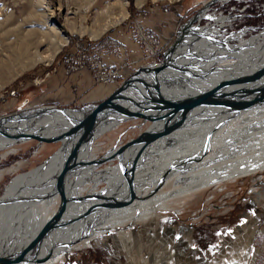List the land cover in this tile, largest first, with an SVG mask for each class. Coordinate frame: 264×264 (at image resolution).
Here are the masks:
<instances>
[{
  "label": "bare ground",
  "instance_id": "1",
  "mask_svg": "<svg viewBox=\"0 0 264 264\" xmlns=\"http://www.w3.org/2000/svg\"><path fill=\"white\" fill-rule=\"evenodd\" d=\"M144 1L134 0L137 6H141ZM76 3L69 0H31V11L26 16V20L31 23L41 18V25L38 27L33 25L30 29H26L24 24L20 23L14 28H5L0 32L6 36L0 39V88L38 64H50L68 43L63 30L73 35H87L90 39L96 40L116 21L126 19L128 15L129 0H113L104 6H100L99 0H76ZM92 11H94L93 19L91 25L87 26L86 20ZM2 12L7 14V11L1 7L0 15L3 14ZM55 12L62 16L61 27L56 24ZM69 15H74L75 18ZM203 17L208 15L200 16ZM218 20H220L218 23L223 25L224 20L222 22L221 19ZM192 28L197 34L186 31ZM183 31L185 32L182 34ZM191 32V36H185ZM222 37L224 35L220 34L217 26L196 29L189 22L188 26L184 25L179 29L176 42L174 41L164 55L166 58L163 64L144 70L154 71L164 66L154 81L162 93L174 99H187L209 92L221 81L233 76L237 78L226 91L239 96L253 97L264 86V71L259 70L264 65V39L261 41L258 37L245 43L240 41L238 46L242 49H234L235 55L222 50L230 48L225 44L234 36ZM227 55L236 59L229 60L227 58L230 57H225ZM215 62L219 63L218 69H212ZM181 67V72L174 70ZM177 78L180 81L178 87H176L178 81L175 80ZM118 105L126 107L132 114L144 113L151 118L142 119L114 114L105 119L103 123L95 126L91 140L81 150L76 172L67 180L60 194L33 203L1 205L0 256L13 258L30 244L42 240L37 246V251H32L28 259L18 264H32L35 261H41V264H55L61 254L78 242L82 241L85 246L89 245L92 240L89 238L97 233L96 227L122 226L136 213H139L138 220L151 216L147 208L153 205L155 200L129 201L120 206L113 205L124 195L130 194L125 191L127 182L124 170L125 179L120 177L121 174L119 176L114 174L108 178L91 176L94 179L83 186L71 182L79 176L83 177V173L94 162L92 156L86 153L94 149L92 142L104 132L121 122L136 120L151 121L146 131H156L179 117L177 108L140 96H132L128 101L122 100ZM92 106L94 105L79 109L88 111ZM30 109L22 108L18 112L0 117V151L14 146L19 138L34 137L49 142H61V147L39 169L14 178L4 188L2 194H47L51 191L55 178L62 168V154L67 143L65 134L72 123L58 111L39 116L34 113L27 118L22 117L23 112ZM74 115L80 117L82 113L76 111ZM156 139L154 143L150 141L153 145L148 149L146 146L149 142L135 146L129 156L133 170L135 163L137 170L134 193L141 197H144L147 188L155 187L162 178L170 174L174 175L172 179L174 187H182L181 195L187 197L189 194L215 187L225 181L247 178L250 173L264 172V97L241 108L198 106L185 118L181 126ZM145 147L147 150L144 151ZM124 150L123 148L117 153L121 156ZM113 172L111 170L109 173ZM256 181L261 184V191L254 192L256 190L254 189L250 194L252 202L262 207L264 178L261 176L254 178L253 184H256ZM101 182L106 183L109 189L102 193L98 192L97 195L93 194ZM84 191L88 192V195L79 198L78 196ZM159 195L162 198L166 193ZM57 196H60V205L62 197L65 198V204L59 205L58 210L61 227L55 224L53 228L41 233V228L47 227L52 222V214L55 213L58 203ZM111 197L116 200L105 205L106 199ZM98 201H103L100 207L99 204L97 205ZM78 204L81 207H78ZM66 205L71 208L68 214L64 210ZM164 207L160 206L162 209ZM7 208L9 209L4 211ZM108 212V217L97 224ZM71 214H74L76 219L72 218ZM86 220L87 223H84ZM36 235L38 237L34 238Z\"/></svg>",
  "mask_w": 264,
  "mask_h": 264
},
{
  "label": "rangeland",
  "instance_id": "2",
  "mask_svg": "<svg viewBox=\"0 0 264 264\" xmlns=\"http://www.w3.org/2000/svg\"><path fill=\"white\" fill-rule=\"evenodd\" d=\"M69 1L77 4L76 0ZM112 1L99 0V3L100 6H104ZM1 7L7 11V14L2 12L3 14L0 15V32L5 28H14L20 23H23L26 29H30L33 25V27H38L42 23L41 18L31 21V23L26 20V16L31 11V0H0ZM180 7L183 11H180ZM244 9L246 10L245 13L243 12ZM127 10V18L116 21L105 33L116 31L117 34H124L139 48L140 56L142 55V65L137 70L162 65L163 56L174 43L179 29L184 25L188 26L189 22L196 29L216 28L217 26L220 34L224 35L222 38L234 36L225 44L230 48L222 49L230 54L236 55L234 49H242L241 46H238L240 41L245 43L258 37L261 41L264 39V0H145L141 6H137L134 0H129ZM93 12H90V16L88 15L85 25H91ZM174 12L178 13L179 25L174 29L175 36L173 39L164 44L161 36L150 28L148 21L171 16ZM241 12L247 16L243 17ZM55 15L56 24L58 26L62 25L61 14L55 12ZM203 15H208V17L200 18ZM69 16L75 18L74 15ZM240 17H242V20L238 19ZM218 19H221V22L224 20L223 25L218 23L220 21ZM235 21L236 24H234ZM153 25L161 26L159 24ZM186 31H193L197 34L193 28ZM63 32L68 43L59 51L50 64H38L0 88V117L18 112L22 106L24 109L33 108L28 105L36 100L34 97L43 94L47 90V82L59 69L63 71L60 62L68 60L71 63L72 61L88 59V64L93 63L92 60L97 56V54L90 51V43L93 40L87 35H73L66 30H63ZM214 32L216 31L214 30ZM188 35L191 36L192 32L185 36ZM5 37L0 33V39ZM79 44L80 48L77 49L76 45ZM148 44L154 49L149 48ZM154 52L158 57L156 62L149 59ZM232 58L234 57L227 59L231 60ZM89 59L92 60L89 61ZM154 59L156 58L154 57ZM99 60L105 66H109L102 61L101 57H99ZM133 63H126L127 66L125 67L131 70ZM112 67L116 68V66ZM218 68L219 63L215 62L212 69ZM116 69L121 71V78L118 83L104 86H113V88L116 86L118 88L137 71L135 70L125 78V68L117 66ZM181 69L182 67L174 70L181 72ZM63 74L67 76L64 71ZM44 76L50 77L42 79L40 84L37 85L36 79ZM175 80L178 81L176 87L180 86L178 78ZM13 92L15 95L11 96ZM32 92H35L33 96H31ZM166 93L169 94V92ZM150 124L151 121L145 122L144 120L121 122L115 126L116 128L114 127L100 135L92 142L94 149L86 153V155L92 156L91 159L94 162L86 171L80 169L83 172L85 171V173L82 172L83 177L79 176L73 179L72 184L75 182V185L83 186L89 184L94 179L92 177L108 178L114 174V176L121 174L120 177L124 178L122 165L124 152L121 156L117 152H121L123 148L125 149L130 141L146 131ZM156 140L152 142L154 143ZM152 142L147 144V149L153 145ZM60 147L61 142L19 138L14 146L1 150L0 195L14 178L25 176L39 169L54 156ZM146 147L143 149L144 151L147 150ZM116 154L118 155L116 156ZM112 155L115 156L109 159ZM111 170L114 172L109 173ZM133 173L131 194L124 195L122 199L117 200L113 205L120 206L129 201L148 202L155 200L153 205L147 208L151 216L144 220H138L139 213H136L132 219L122 226L96 227L98 229L97 233L89 238L92 240L89 245H86L87 247L82 241L78 242L61 254L55 264H112L119 259L121 264H264V205L260 207L253 203L250 194V191L254 189H256L254 192L261 191V184L257 181L256 184H253V180L259 176L264 178V172L250 173L247 178L225 181L215 187H208L189 194L187 197L181 195V192H183L182 187H174L172 183L174 175L172 174L162 178L155 187L147 188L144 197H141L134 193V180L137 175L136 163ZM82 178H84V181H82ZM76 180L79 181L76 182ZM126 185L125 191H128V184L126 183ZM108 189L109 186L101 182L99 188L93 194L97 195ZM160 193H166V195L161 198ZM87 195L88 192L84 191L78 197L85 198ZM57 202L55 213L52 214V222L47 227L41 228V233L53 228L55 224H60L58 219L60 196H57ZM102 203L103 201H98L97 205L99 204L100 207ZM161 205L165 207L162 209L160 208ZM78 207H81V205L78 204ZM64 210L68 214L71 208L66 205ZM109 212L105 213L97 224L105 220ZM71 217L73 218L74 214H71ZM87 221L84 223H87ZM59 227L61 226L59 225ZM44 236H46V233ZM36 237L38 235L34 238ZM32 264H41V261H35Z\"/></svg>",
  "mask_w": 264,
  "mask_h": 264
},
{
  "label": "water",
  "instance_id": "3",
  "mask_svg": "<svg viewBox=\"0 0 264 264\" xmlns=\"http://www.w3.org/2000/svg\"><path fill=\"white\" fill-rule=\"evenodd\" d=\"M165 58L166 56H163V60ZM162 67L154 71H149L147 69H140L135 71L115 91H113L111 95H109L105 100L98 103L97 105L92 106V108L88 111H83L79 108L41 106L23 112L22 117L27 118L34 113L39 116L46 113H53L58 111L64 114L65 117L72 123L65 134L67 137V143L62 154L63 164L60 172L55 178L54 184L49 193H33L30 195H6L3 193L2 195H0V206L26 202L33 203L47 199L51 195L60 194L67 180L71 176H73V174L77 170V162L83 146L91 140L95 126L103 123L105 119L113 116L114 114H122L124 116H131L136 118L140 117L142 119L151 118L144 113L132 114L126 107L119 106L118 104L122 100L128 101L132 96H140L153 101H159L160 103H164L165 106L177 108L179 111V117L176 120L165 124L159 130H148L140 133L126 146L122 156V165L126 182L128 184V192L131 194V188L133 185V167L130 163L129 156L135 146L143 144L145 142L153 141L156 138L175 130L182 125L185 118L194 110V108L198 106L215 105L241 108L247 107L252 104V102H255L256 100L264 97V86L261 87V90L253 97L239 96L237 94L227 92V88L232 83H234L237 78V76H233L229 79L221 81L218 85H216L214 89L209 92L192 96L187 99H174L162 93L158 85L156 84V81H154V79L156 80L158 78L159 72L163 70ZM259 70L264 71V65H262ZM76 111H80L82 115L80 117L75 116L74 114ZM34 138L41 140V138L39 137ZM115 200L116 199L113 197L107 198L104 204L107 205ZM64 204L65 198L62 197L60 206H63ZM41 241L42 240H39L35 243L30 244L26 249L21 251L13 258H3L2 256H0V264H18L25 259H28L32 251H37V246L41 243Z\"/></svg>",
  "mask_w": 264,
  "mask_h": 264
},
{
  "label": "crops",
  "instance_id": "4",
  "mask_svg": "<svg viewBox=\"0 0 264 264\" xmlns=\"http://www.w3.org/2000/svg\"><path fill=\"white\" fill-rule=\"evenodd\" d=\"M183 11L182 7L179 8ZM178 13L171 16L159 17L158 20H149L150 28L161 36L164 44L169 43L175 36L174 29L180 21ZM132 15V14H131ZM153 24L161 25L156 26ZM159 27V31H158ZM90 51L101 57L102 61L109 66L125 68V78L141 67L142 62L139 48L124 34H117L116 31L105 33L100 38L90 43ZM134 62L131 70L126 68V63ZM117 87L96 85L90 72L84 70L77 74L65 76L59 69L55 75L47 82V90L35 96L29 107L59 106L80 108L89 105H96L105 100ZM35 92L31 93L33 96ZM112 264H121L120 259Z\"/></svg>",
  "mask_w": 264,
  "mask_h": 264
},
{
  "label": "built area",
  "instance_id": "5",
  "mask_svg": "<svg viewBox=\"0 0 264 264\" xmlns=\"http://www.w3.org/2000/svg\"><path fill=\"white\" fill-rule=\"evenodd\" d=\"M244 11H246V10L244 9L243 12ZM243 12H241V14ZM242 16L244 17L247 15L242 14ZM238 19L242 20V17H240ZM234 24H236V21ZM149 43H151V42H149ZM148 46H150L149 48L154 49L151 45L148 44ZM76 48L77 49L80 48V44L76 45ZM155 54H156V52L152 53L151 57H149V59H151L154 62H156L158 59V57ZM154 57L156 59H154ZM87 60L84 59L83 61H72L71 63H69L68 60L62 61V62H60V64H61L60 67L63 68V71L66 75H71V74H75V73L80 72V71L87 70L90 72L91 77L93 79V82L96 83L97 85H100V84L101 85H110V84L114 85V84L118 83V81L121 78L120 69L118 70L112 66H105L99 60V55L95 56L94 60L89 59V61L92 60L93 63L88 64ZM48 77H50V76H44L43 78H37L35 82L37 83V85H39L40 81H42V79H46ZM14 95H15V93L13 92V94L11 96H14Z\"/></svg>",
  "mask_w": 264,
  "mask_h": 264
}]
</instances>
